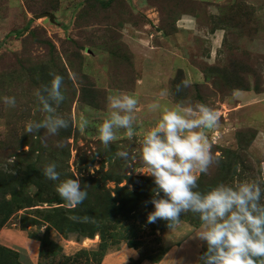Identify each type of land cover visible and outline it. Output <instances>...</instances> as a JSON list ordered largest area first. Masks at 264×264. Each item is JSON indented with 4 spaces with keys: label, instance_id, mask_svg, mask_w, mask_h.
I'll use <instances>...</instances> for the list:
<instances>
[{
    "label": "rangeland",
    "instance_id": "1",
    "mask_svg": "<svg viewBox=\"0 0 264 264\" xmlns=\"http://www.w3.org/2000/svg\"><path fill=\"white\" fill-rule=\"evenodd\" d=\"M182 13L194 16L208 31L222 28L219 43L212 46L199 34L175 32V21ZM146 25L150 31L174 34L179 41L174 49L186 58V65L166 60L174 57L172 53L163 58L161 47L173 46L155 34L148 44L161 46L156 48L160 53L149 55L156 61H144L142 49L131 40L133 32ZM53 74L63 77L66 99L56 111L71 119L70 127L55 136L43 129L27 134L28 122L47 115L36 92L50 84ZM183 79L190 80L191 86L177 92L176 85ZM121 93L138 98L139 127L132 139L119 130L116 141L106 148L97 127L108 115V98ZM10 96L16 99L15 107L3 102ZM189 101L206 103L220 114L216 127L205 130L214 162L206 174H200L199 190L220 183L264 181V0H0V170L8 178L25 179L32 165L35 171L28 175L45 181L43 197L58 195L59 181L43 175L48 163L57 164L61 180L93 176L97 182H86L84 201L94 207L101 203V209L109 212L125 198L118 188L144 189L139 206L130 209L128 203L117 216L101 220L94 237L60 233L47 221L49 209L72 208L65 201L34 199L32 206L13 211L3 227L16 226L40 246L41 240L54 241L67 254L82 249L100 252L102 242L107 253L135 243L142 259H160L166 249L164 233L187 226L189 237L201 222L198 214L190 212L182 214L172 228L164 220L147 222L154 210L148 203L154 182L136 172L144 167L140 139L160 116L159 111L149 110L150 104L173 107ZM82 115L89 121L83 131ZM123 148L135 158H117L116 152ZM24 190L29 195L38 191L32 184ZM9 199L0 194V219L10 210ZM184 241L173 245L181 248ZM199 242L201 256L206 245Z\"/></svg>",
    "mask_w": 264,
    "mask_h": 264
},
{
    "label": "clouds",
    "instance_id": "2",
    "mask_svg": "<svg viewBox=\"0 0 264 264\" xmlns=\"http://www.w3.org/2000/svg\"><path fill=\"white\" fill-rule=\"evenodd\" d=\"M62 86L63 77L53 74L50 84L42 92H36L41 110L47 115L42 120L28 122L25 133H40L43 129L46 135L55 136L70 127L71 119L56 111V106L66 99ZM190 86L191 81L183 79L176 85V91ZM3 102L16 106L15 97H3ZM148 108L159 111L160 116L140 139L144 167L136 171L152 177L154 182L148 201L154 210L148 213L147 222L164 220L172 228L182 214H198L201 226L190 238L206 245L199 264H264V187L261 186L264 181L220 183L206 191L199 190L200 174H206L214 162L205 130L216 127L220 114L206 103L190 101L173 107H161L154 102ZM138 111V98L133 94L108 98V115L97 127L98 138L106 148L116 141L121 129L129 139L134 137L139 127ZM88 125V119L82 115L81 131ZM116 157L124 161L135 158L127 148L117 151ZM43 175L48 180L59 181L55 190L72 207L88 196L79 176L61 180L56 163L46 164Z\"/></svg>",
    "mask_w": 264,
    "mask_h": 264
},
{
    "label": "trees",
    "instance_id": "3",
    "mask_svg": "<svg viewBox=\"0 0 264 264\" xmlns=\"http://www.w3.org/2000/svg\"><path fill=\"white\" fill-rule=\"evenodd\" d=\"M67 132L65 135H69ZM31 171H35L34 167L31 165V169L27 170V178L23 179L21 177H11L8 178L5 173L0 170V194L6 198V195L10 196L9 200H6L8 204V209L10 210L6 216H2L0 219V229L5 225L9 215L16 210L32 206L34 199L38 202H57L58 204H63L64 200L58 195L53 197H43L44 195V184L45 181L39 179V177L34 178L29 176ZM98 172V171H97ZM92 178V179H91ZM88 179L81 180V187L86 188V182H97L94 181L92 176ZM116 182H121L116 180ZM27 184H32L37 187V192L35 195H29L24 187ZM88 186V185H87ZM90 188V187H89ZM93 190V188L91 187ZM119 192H124L125 195L123 201H120L119 206H114V211L109 212L106 209H101V203H98L96 207L92 206L90 203L83 201L81 204L72 208H63L60 206L57 208H51L48 210L47 221H49L52 226L57 229L60 233L78 232L85 237H94L101 229V220L109 219L117 216L122 212L121 208L129 203L130 209L139 206L138 202L143 197L142 191L144 189L129 190L127 187L118 188ZM101 195L102 190L98 188ZM35 197V198H34ZM113 201V199H110ZM101 213V214H100ZM69 217H75V219H69ZM174 227V226H173ZM136 249L135 243H130L129 245ZM99 251H88L82 249L74 254H67L64 252L63 248L54 241L41 240L39 259L37 264H101L104 256L107 254L106 246L102 242L99 246ZM165 254V251L163 255ZM162 255V256H163ZM161 259V258H160ZM158 259L157 261H159ZM154 261V262H157ZM140 261H133L131 263L138 264ZM0 264H22L19 260L18 252L0 245ZM130 264V263H129Z\"/></svg>",
    "mask_w": 264,
    "mask_h": 264
},
{
    "label": "crops",
    "instance_id": "4",
    "mask_svg": "<svg viewBox=\"0 0 264 264\" xmlns=\"http://www.w3.org/2000/svg\"><path fill=\"white\" fill-rule=\"evenodd\" d=\"M174 25L176 29L175 32L199 34L208 38L212 46L214 43H219L222 37V32H224L220 27L208 31L206 27H201L198 25V22L194 16L187 13H182L177 18ZM147 26L150 25H146L144 29L135 30L137 32H133L134 37L131 40L135 46L142 49L144 61H156V59L148 58L150 57L149 55L152 57L157 55L159 51H157L156 48L161 47H150L148 44V42L152 43L151 38L155 34L160 41H169L173 46L170 49L169 47L168 49L161 47V51H163L162 53L165 55L163 58L167 56L166 53H172L174 54V57H166V60L171 61L174 64L182 63L183 65H186V58L182 55V53L174 49L176 45L179 44L178 40L176 42L177 37L174 36V34L166 33L163 29H158L155 31H153V29L150 31L148 28H146ZM140 32L143 34H140ZM141 38L145 39L147 42H140L139 39ZM189 231L190 230L187 228V226H179L178 228H173L171 231L164 233L163 237L164 242L166 243L165 254L157 262H151L147 259H142L135 248L128 246L107 253L104 256L101 264H129L137 260L140 261L138 264H198L201 249L200 242L197 239L190 238V236L188 237ZM181 240H185L181 245V248L175 247L173 245ZM0 245L18 252L19 260L22 264L38 263L40 243L35 239L29 238L25 234V231L17 228L16 226L3 227L0 229Z\"/></svg>",
    "mask_w": 264,
    "mask_h": 264
}]
</instances>
